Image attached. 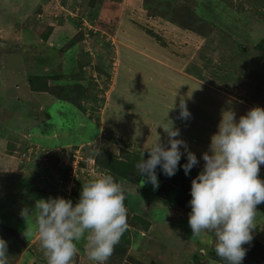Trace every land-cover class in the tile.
I'll list each match as a JSON object with an SVG mask.
<instances>
[{
  "label": "rangeland",
  "instance_id": "obj_1",
  "mask_svg": "<svg viewBox=\"0 0 264 264\" xmlns=\"http://www.w3.org/2000/svg\"><path fill=\"white\" fill-rule=\"evenodd\" d=\"M79 4L0 0V238L11 234L23 247L7 248L8 264H47L35 201L62 196L75 204L76 181L89 182L105 172L96 165L98 152L124 157L122 148L146 151L159 136L166 144L159 126L173 121L181 131L178 138L200 160L196 167L203 166L222 111L233 110L238 120L251 108L264 107V54L256 49L264 37V0H122L110 33L97 27L91 13L77 26ZM48 27L52 34L43 41L40 33ZM82 33L79 48L59 51ZM85 60L90 63L77 71ZM48 66L60 72L59 85L51 94L32 91L29 77ZM70 84L88 89L81 107L57 97ZM181 98L192 114L187 121L178 119ZM55 163L57 180L43 181ZM66 170L74 177L68 182L62 180ZM120 184L128 193L130 216L140 213L152 222L148 231L132 229L124 255L114 249L106 264H223L213 233L192 237L191 208L172 206L150 183L121 179ZM39 189L44 195L38 198ZM25 209L33 211L25 217ZM254 223L253 237L264 245V203L257 206ZM77 249L76 264H95L84 240ZM260 254L255 250L257 262L264 264ZM252 255L248 249L243 264H255Z\"/></svg>",
  "mask_w": 264,
  "mask_h": 264
},
{
  "label": "clouds",
  "instance_id": "obj_2",
  "mask_svg": "<svg viewBox=\"0 0 264 264\" xmlns=\"http://www.w3.org/2000/svg\"><path fill=\"white\" fill-rule=\"evenodd\" d=\"M178 108V119L187 121L192 114L183 98ZM159 127L167 143L159 136L146 150L148 158L144 152L135 164L142 185L150 183L154 188L159 187L158 167L171 178L181 167L189 175L200 163L187 142L178 138L181 131L173 121L170 127L166 123ZM217 129L209 151L202 155L203 167L191 181L188 224L192 237L214 234V251L223 264H243L248 251L244 245L254 238L257 206L264 203V179L260 177L264 107H253L238 120L233 110H224ZM182 157L187 161L183 165ZM125 199V189L107 172L84 183L75 204L62 196L37 199V233L47 264H72L82 240L88 258L95 264H106L128 227ZM32 211L25 209L22 215ZM7 248V241L0 238V264H8Z\"/></svg>",
  "mask_w": 264,
  "mask_h": 264
},
{
  "label": "trees",
  "instance_id": "obj_3",
  "mask_svg": "<svg viewBox=\"0 0 264 264\" xmlns=\"http://www.w3.org/2000/svg\"><path fill=\"white\" fill-rule=\"evenodd\" d=\"M79 1L80 7H82V12H79L80 15L74 19V23L78 26L81 24V21L83 20V16H93L96 15L98 18L97 20V27L99 29H103L107 32H112V29L115 28L118 24V14L121 9V1L122 0H76ZM87 8H91V10L94 8L95 11L87 13L85 10ZM138 8V7H136ZM135 8V9H136ZM102 11L100 12V10ZM137 9L135 10L136 13ZM86 12V13H85ZM91 13V14H90ZM133 16V15H132ZM131 16V17H132ZM138 19V18H137ZM135 20V19H134ZM138 22H142V19L139 18L137 20ZM135 23V22H134ZM137 23V22H136ZM138 24V23H137ZM53 31L52 27H48L45 29L43 32L40 33L41 39L43 41H48L49 37L51 36ZM81 37H74L68 42V44L62 48L59 49V51L64 52L70 49L71 47H74L77 45V48H79L78 44V39L79 38H84L83 33L80 35ZM79 39V40H81ZM242 49V48H241ZM256 49L259 50L262 54H264V37L256 44ZM79 52L77 51V54ZM76 54V55H77ZM84 55V54H83ZM77 59V58H76ZM73 60V59H71ZM50 62L52 65L56 64L54 63L55 59L53 61L51 60L50 57H48L47 62ZM90 63V60H85L82 62L77 63L76 68L78 69L77 71L81 72L83 71V68L85 65ZM59 66V65H57ZM51 66H48L45 68L44 72L39 74V75H31L29 77V86L32 91L34 92H48L51 94V92L54 91L56 88L55 81L57 79H60V72L59 73H53L51 72ZM62 75V74H61ZM61 89V88H60ZM63 93L57 94L58 99L64 100L71 102L72 104H76L77 106L81 107V99L83 97L88 96V89L84 88L83 85H64L62 86ZM61 89V90H62ZM93 98V97H92ZM195 104L192 103V107H194ZM104 151V150H103ZM98 152L95 156V162L96 165L100 166L102 170H104L107 173H110L111 175L114 176V178L120 183V180H126L132 184L140 185L142 183V178L138 174L135 164L141 159L142 154L145 152V159L148 158V153L147 151H142V152H129L126 151L124 148H122V152H126L128 155H117L111 151L105 150V152ZM57 161V160H56ZM186 159L182 157L180 164L183 165L186 163ZM50 167V171L48 172V175L44 178L43 181L51 182L52 179L57 180L54 178V169H55V164ZM203 166H198V167H193L191 170V173L189 175H185V172L183 168L181 167L180 170L171 178L165 176L160 168H157V174L158 178L161 180V185L160 187L156 190V194L159 195L160 197L166 199L172 206L178 207V208H184V209H190V204L189 201L191 199V181L194 177L198 175V173L201 171ZM69 167H67L68 169ZM69 170V169H68ZM66 174L64 175V178H62L63 181L68 182L70 178H74L72 176V172L67 170L65 171ZM57 182V181H56ZM87 182H83L81 179L76 181V187L73 190V195L74 197L79 200L80 192L82 189V185ZM21 184V183H19ZM11 186V185H10ZM29 187V185H28ZM124 188V187H123ZM29 189V188H28ZM27 189V190H28ZM125 189V188H124ZM7 188L3 190V193L6 192ZM32 192L33 190H30ZM8 193V192H7ZM6 193V194H7ZM4 196H11L9 194ZM36 196L39 198L42 195H44L43 190H38V192L34 193ZM125 194H126V199L124 201L125 207L128 206V193L125 189ZM73 203L75 202L74 199ZM151 220L146 217L143 214H134L133 216H130V214L127 211V230L123 233V235L120 238L119 243L115 246V250L118 252H123L126 250V245H129L132 242V237H131V231L132 229H136L139 231H148L151 225ZM8 230L5 226H3V231ZM6 241H8V247L11 248V250H17L19 251L22 249V245L10 234L7 235ZM13 246V248L11 247ZM248 249L253 253L251 256L252 259H257L258 256L254 255L255 250H259L261 252V256L264 255V245L261 244L255 237L253 238V241L250 244H247ZM8 248V249H9ZM16 251V252H17ZM264 258V257H263ZM258 260V259H257ZM257 260L255 261V264H263L262 262L258 263ZM32 264H41L37 261L33 262ZM72 264H76V258H73Z\"/></svg>",
  "mask_w": 264,
  "mask_h": 264
},
{
  "label": "water",
  "instance_id": "obj_4",
  "mask_svg": "<svg viewBox=\"0 0 264 264\" xmlns=\"http://www.w3.org/2000/svg\"><path fill=\"white\" fill-rule=\"evenodd\" d=\"M18 238L21 239L20 236H18Z\"/></svg>",
  "mask_w": 264,
  "mask_h": 264
}]
</instances>
